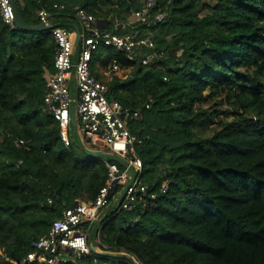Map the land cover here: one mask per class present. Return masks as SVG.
Instances as JSON below:
<instances>
[{"label": "trees", "instance_id": "16d2710c", "mask_svg": "<svg viewBox=\"0 0 264 264\" xmlns=\"http://www.w3.org/2000/svg\"><path fill=\"white\" fill-rule=\"evenodd\" d=\"M117 1L15 3L30 25L44 6L74 17L79 5L106 27L119 19L102 5L123 21L141 5ZM157 12L166 13L163 21L135 23L153 32L156 60L129 62L103 46L101 61L130 68L126 79L106 82L108 97L142 114V127L131 132L156 204L130 212L108 207L96 226L97 247L117 256L91 252L68 264H264V0H156L151 14ZM54 47L50 30L11 29L0 18V264L19 263L66 206L94 198L107 179L103 157L78 152L74 141L65 146L42 109ZM99 55L90 65L98 79ZM206 90L226 96L231 120L216 126L212 111L195 106Z\"/></svg>", "mask_w": 264, "mask_h": 264}, {"label": "built area", "instance_id": "2783aa9c", "mask_svg": "<svg viewBox=\"0 0 264 264\" xmlns=\"http://www.w3.org/2000/svg\"><path fill=\"white\" fill-rule=\"evenodd\" d=\"M140 2V7L130 12L129 21H114V30L123 29L122 34L104 29V20L96 19L79 5H73L74 17L80 27L77 47L74 45L75 33L65 26L54 25L53 13L46 6L37 10L39 23L47 26L55 43L54 72L46 79L43 111L51 114L57 122L59 136L65 146H69L72 139L75 140L77 130H80L82 146L92 150H99L96 147H100L102 150L99 151L125 160V165L103 157L107 179L95 197L77 200L66 206L60 216L51 222L48 231L32 241L31 249L17 264L75 262L93 252L92 248L100 251L92 243V233L108 207L130 212L137 207L156 204L155 184H147L139 179L143 164L135 146L140 140L126 123L127 117L132 113L138 115L140 111H132L119 101L110 99L107 83L98 79L90 69L92 55L100 45L123 52L129 62L148 65L158 58L152 34H141L135 23L149 27L163 21L166 13L151 14L156 0ZM52 7L65 9L62 3H54ZM0 18L9 28H16L10 0H0ZM120 69L119 64L112 61L111 73L115 74ZM150 102L151 99L145 103L146 109ZM72 108L77 121L75 133L70 123ZM115 144L122 145V148L115 149ZM15 145L28 149V143L23 139H16ZM166 188V183H163L158 187V192L164 193ZM97 242H100L99 238Z\"/></svg>", "mask_w": 264, "mask_h": 264}, {"label": "rangeland", "instance_id": "374dc122", "mask_svg": "<svg viewBox=\"0 0 264 264\" xmlns=\"http://www.w3.org/2000/svg\"><path fill=\"white\" fill-rule=\"evenodd\" d=\"M63 1V0H62ZM113 3L115 5H117V0H112ZM66 2V0H65ZM114 5V7H115ZM102 10H107L108 11V17L109 18H114V19H119L120 20V15H117L116 13V8H111V5H102ZM125 15H128L129 13L126 12L124 13ZM126 19H130V16L124 18L125 21H127ZM139 30L141 31V33H147V32H150L149 34H152V38H153V32L150 30V31H142V28L141 27H138ZM104 29L108 30V31H113L114 30V23L113 22H110L106 27H104ZM118 34H122L124 33V30L123 29H119V31H117ZM171 33H167L164 37L165 38H170L171 37ZM103 45H100L98 47V49L94 52V53H100L101 55H99V60L96 65L99 66H102L103 68V71H105V77L103 76V81L106 83L107 81H110L113 77H117L119 78L120 80H124L127 78V76H130V68H121L119 71H116L115 74L111 73V70H110V65H101V61L102 59L104 58V50H103ZM178 53H180V51H178ZM97 67V66H96ZM95 73V72H94ZM100 77V76H99ZM100 79V78H99ZM205 99L196 104L195 106L198 107V106H201L202 108L204 109H208L210 111H212L215 115L213 116V121H214V124L217 126L218 124V121L221 120V121H227V120H231V112H232V108L229 104V101L227 100L226 96L223 95V94H218V95H215V96H210L209 94V91L206 90L205 92ZM126 123H127V126L130 130H139L140 127H142L143 125V122H142V114L139 113L138 115H134L133 113L131 114V116L127 117L126 118ZM80 130H77V133L75 135V140L72 139V141H74V147L76 148V150L79 152L81 151V146H82V136L80 134ZM98 148L99 150H102V148L100 147H96ZM114 148L115 149H121L122 148V145H119V144H115L114 145ZM136 148V152L138 151L139 149V145H136L135 146ZM138 154V152H137ZM154 174V173H153ZM142 182H147L148 178H147V175H144L142 174L141 172V175H140V178H139ZM90 235H91V232H90ZM98 232H97V229H93V233H92V243L93 245L97 248V240H98ZM2 252V249L0 247V253Z\"/></svg>", "mask_w": 264, "mask_h": 264}, {"label": "water", "instance_id": "95a60500", "mask_svg": "<svg viewBox=\"0 0 264 264\" xmlns=\"http://www.w3.org/2000/svg\"><path fill=\"white\" fill-rule=\"evenodd\" d=\"M10 3L12 5V9H13V14H14V23L17 29L20 30H26V31H45L47 30V26L44 25L42 22L36 24V25H30L29 23H27L25 21V19L23 18V16L21 15L15 0H10ZM78 34L75 37V41H74V45L75 47H77L78 45ZM71 113V118H70V123H71V128H72V132L75 133L76 132V126H77V121H76V117H75V112L74 109L72 108L70 110ZM76 142V140H75ZM82 150L84 151V153H86V155L90 156V157H104L113 161L118 162L121 165H125V160L121 159L120 157L113 155L111 153H105L99 150H92L89 149L85 146H81ZM124 190L122 191L123 194ZM100 222V221H99ZM93 252H97V253H101V254H106V255H110V256H117L116 253L113 252H102V251H98L94 248H92Z\"/></svg>", "mask_w": 264, "mask_h": 264}, {"label": "crops", "instance_id": "0c3cea01", "mask_svg": "<svg viewBox=\"0 0 264 264\" xmlns=\"http://www.w3.org/2000/svg\"><path fill=\"white\" fill-rule=\"evenodd\" d=\"M127 16L129 17V15H125V14L122 15V17H125V18ZM52 20H53L54 25H62L63 26V24H66L67 26L70 27V30L73 31L75 33V35L77 36L80 27H79V24H78L77 20L75 19V17H71V16H68V15H60L59 13H54L53 16H52ZM120 20H118V21H120ZM126 20H128V19H126ZM121 21L123 22V19ZM106 23H107V21H105V24ZM97 64H99V63H97ZM96 66L97 67H96V69L94 71L95 74L98 77L100 76L99 77L100 80H104L103 76L105 77V71H103L102 66H99V67H98V65H96Z\"/></svg>", "mask_w": 264, "mask_h": 264}]
</instances>
